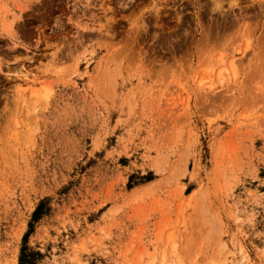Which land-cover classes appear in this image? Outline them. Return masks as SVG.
<instances>
[{
  "label": "rangeland",
  "instance_id": "374dc122",
  "mask_svg": "<svg viewBox=\"0 0 264 264\" xmlns=\"http://www.w3.org/2000/svg\"><path fill=\"white\" fill-rule=\"evenodd\" d=\"M0 264H264V0H0Z\"/></svg>",
  "mask_w": 264,
  "mask_h": 264
},
{
  "label": "bare ground",
  "instance_id": "6f19581e",
  "mask_svg": "<svg viewBox=\"0 0 264 264\" xmlns=\"http://www.w3.org/2000/svg\"><path fill=\"white\" fill-rule=\"evenodd\" d=\"M151 1V0H150ZM87 3V2H86ZM151 3V2H150ZM140 9V8H139ZM105 10V9H104ZM108 10V9H107ZM136 10V9H135ZM108 13V12H107ZM109 14H111V16L113 15V13H111L110 11H109ZM115 15V14H114ZM129 15V14H128ZM130 16H131V23H134V24H138L139 22H138V20H139V18L136 16V14H130ZM110 25V24H109ZM142 25V24H141ZM113 26V25H112ZM111 30V29H110ZM133 35V34H132ZM131 36V35H130ZM122 40V39H121ZM128 46V45H127ZM128 48V47H127ZM117 52V51H116ZM119 52V51H118ZM113 54H116V56L119 54V55H121V53L119 52V53H113ZM118 55V58L120 57ZM113 56V55H112ZM116 56H114V57H116ZM113 57V58H114ZM121 57H123V56H121ZM234 68V67H233ZM104 72V71H103ZM103 75V77H105V78H107L109 75H110V73H107V72H105V73H102ZM221 75H222V73H220ZM232 74V73H231ZM235 74V73H234ZM220 76V75H219ZM110 77V76H109ZM25 79H26V75H25V77H24ZM221 78H222V76H221ZM107 79H109V78H107ZM106 80V79H105ZM25 81V84H24V86H21V85H19V89H23V90H21V91H24V90H26V89H28V90H30L29 91V94H30V96H31V98L32 99H34V103H37L39 100L40 101H43L44 102V99H46L47 98V96H48V94H50L49 93V91L47 92L45 89L43 90L42 89V91L40 92V91H38V88L36 89L35 88V86L31 83V82H26V80H24ZM35 99H39V100H37V102L35 101ZM41 99H43V100H41ZM47 100V99H46ZM193 194H195V192H193V193H191V196L193 195ZM202 194V193H201ZM190 196V195H189ZM194 196V195H193ZM197 197V196H196ZM188 198H191V197H188ZM192 199V198H191ZM194 199V198H193ZM198 199V198H197ZM200 199H198V203H200L201 201H199ZM189 201V200H188ZM193 201H195V200H193ZM196 204H197V202H196ZM194 205H195V203H194ZM198 205H196V207H197Z\"/></svg>",
  "mask_w": 264,
  "mask_h": 264
}]
</instances>
